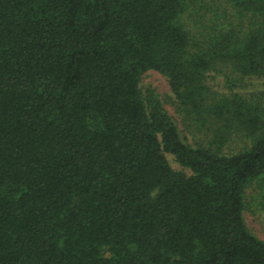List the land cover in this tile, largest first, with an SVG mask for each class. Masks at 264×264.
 I'll list each match as a JSON object with an SVG mask.
<instances>
[{"label": "trees", "instance_id": "trees-1", "mask_svg": "<svg viewBox=\"0 0 264 264\" xmlns=\"http://www.w3.org/2000/svg\"><path fill=\"white\" fill-rule=\"evenodd\" d=\"M247 80L264 85V0H0V264H264Z\"/></svg>", "mask_w": 264, "mask_h": 264}, {"label": "rangeland", "instance_id": "rangeland-1", "mask_svg": "<svg viewBox=\"0 0 264 264\" xmlns=\"http://www.w3.org/2000/svg\"><path fill=\"white\" fill-rule=\"evenodd\" d=\"M219 80L221 79L217 77L214 79V88L216 90L221 86ZM140 86L143 90L148 88H153L155 90L165 109L172 115L180 129L183 130L184 124L182 122V117L176 109L175 98L170 90L167 78L155 70H149L143 75ZM262 89L264 90L262 82L257 80H247L244 87L241 89L239 88L238 91L250 96L253 92ZM168 159L174 169H181L172 156L168 155ZM259 201L260 197L257 195V191L250 189L247 193L244 215L246 223L251 231L260 239L264 240V210Z\"/></svg>", "mask_w": 264, "mask_h": 264}]
</instances>
